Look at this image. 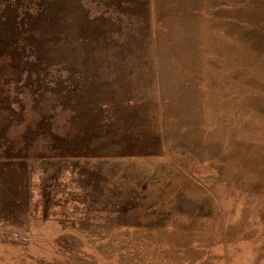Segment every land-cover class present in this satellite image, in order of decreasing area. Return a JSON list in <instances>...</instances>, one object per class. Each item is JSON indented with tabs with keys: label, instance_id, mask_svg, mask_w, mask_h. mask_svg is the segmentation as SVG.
<instances>
[{
	"label": "rangeland",
	"instance_id": "rangeland-1",
	"mask_svg": "<svg viewBox=\"0 0 264 264\" xmlns=\"http://www.w3.org/2000/svg\"><path fill=\"white\" fill-rule=\"evenodd\" d=\"M0 264H264V0H0Z\"/></svg>",
	"mask_w": 264,
	"mask_h": 264
}]
</instances>
